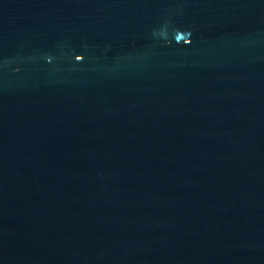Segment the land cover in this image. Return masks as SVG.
<instances>
[{
	"label": "water",
	"instance_id": "95a60500",
	"mask_svg": "<svg viewBox=\"0 0 264 264\" xmlns=\"http://www.w3.org/2000/svg\"><path fill=\"white\" fill-rule=\"evenodd\" d=\"M0 264H264V0H0Z\"/></svg>",
	"mask_w": 264,
	"mask_h": 264
}]
</instances>
